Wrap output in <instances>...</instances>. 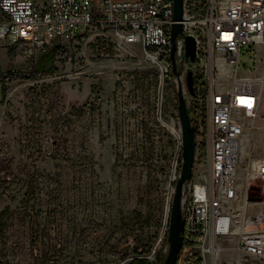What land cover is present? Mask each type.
Masks as SVG:
<instances>
[{"label": "rangeland", "instance_id": "obj_1", "mask_svg": "<svg viewBox=\"0 0 264 264\" xmlns=\"http://www.w3.org/2000/svg\"><path fill=\"white\" fill-rule=\"evenodd\" d=\"M133 51L102 50L88 35L33 55L0 48V264H135L140 248L161 264L171 145L155 117L157 71L138 44ZM175 100L167 79L166 111ZM257 124L259 157L264 103Z\"/></svg>", "mask_w": 264, "mask_h": 264}, {"label": "built area", "instance_id": "obj_2", "mask_svg": "<svg viewBox=\"0 0 264 264\" xmlns=\"http://www.w3.org/2000/svg\"><path fill=\"white\" fill-rule=\"evenodd\" d=\"M173 14L174 0H0V48L22 46L33 55L54 40L88 35L102 50L136 56L138 44L157 71L155 117L170 139L167 210L183 163L178 100L170 111L164 107L167 79L176 94L181 84L195 128L176 264H264V155L254 156L251 147L264 103V0H183L175 51L179 77L171 62ZM187 37L195 44L192 62L185 56ZM244 56L254 57V65H243Z\"/></svg>", "mask_w": 264, "mask_h": 264}, {"label": "water", "instance_id": "obj_3", "mask_svg": "<svg viewBox=\"0 0 264 264\" xmlns=\"http://www.w3.org/2000/svg\"><path fill=\"white\" fill-rule=\"evenodd\" d=\"M182 15L183 0H174L173 20L175 23L173 24L171 30V62L172 71L176 77H179V71L175 62L176 39L177 36L182 32ZM185 56L190 62L195 59V44L193 38L191 37L186 38ZM187 84L191 93H193V77L191 73L188 74ZM177 100L183 137V163L181 167V173L176 182L175 192L171 204L169 230L167 235V252L161 264H176L179 252L182 247V231L184 227V220L181 214V201L183 187L192 178L196 152L195 128L192 126L190 121L181 84H179L177 89Z\"/></svg>", "mask_w": 264, "mask_h": 264}, {"label": "trees", "instance_id": "obj_4", "mask_svg": "<svg viewBox=\"0 0 264 264\" xmlns=\"http://www.w3.org/2000/svg\"><path fill=\"white\" fill-rule=\"evenodd\" d=\"M55 54H50V55H46L43 59V61L41 62V64L39 65V68L44 71L52 62V60L54 59ZM6 99V91H5V87L3 84V101H5ZM4 227V224L1 225L0 222V231L2 230V228ZM143 253V248L138 249V255L133 259L135 264H148V260L144 257H141L140 255ZM161 262H162V257L160 258Z\"/></svg>", "mask_w": 264, "mask_h": 264}]
</instances>
